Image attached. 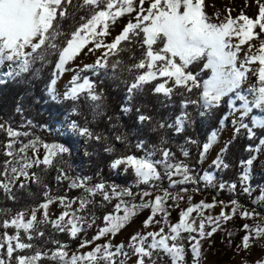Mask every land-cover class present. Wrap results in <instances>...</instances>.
Listing matches in <instances>:
<instances>
[{
	"label": "snow or ice",
	"instance_id": "6c2138e0",
	"mask_svg": "<svg viewBox=\"0 0 264 264\" xmlns=\"http://www.w3.org/2000/svg\"><path fill=\"white\" fill-rule=\"evenodd\" d=\"M66 2L70 3L71 0H66ZM255 3L258 6V18L253 19L241 13L236 18L228 17L225 21L217 24L208 22V16L203 11V0H163V4L161 0H154L147 9L143 7L144 0H139L140 7L138 9L134 8L133 0H83L82 6H87L91 11L90 18L81 23L70 33V36L65 37L58 44L57 37H60L62 33L59 32L58 27L54 28L53 21L56 19L57 9L61 7L62 0H0V67L5 62H11L9 70L0 75L10 78L17 77L21 73H28L31 65L36 61L47 63V56L53 53L58 54V61L48 85L53 82L57 83L65 73H72L67 87L59 98L70 100L73 103L71 112L68 113L69 118L67 120L57 119L56 123L60 125L61 132L69 143L76 137L99 141L102 139L100 135L94 134L88 127L77 122L76 108L73 106L75 102L81 100L82 94H87L91 101H99L101 98L95 92V81L90 76L83 75L84 73L91 72L96 75L103 69L106 76L118 78L115 69L119 62L109 66L107 60L109 53L115 54L122 42L131 41L142 32L144 34L142 46H147L145 57L138 63H134L128 71L145 68L147 71L135 75L133 82L128 84L129 98L134 92L142 89L145 84L156 80L157 76L167 78L166 82L171 81L176 88L182 87L185 92L191 93L194 89L199 88L200 84L195 78V74L186 72L185 69L193 60L206 54L208 60L205 68L212 69L213 78L205 82L203 95L210 100H215L217 97L213 96L212 92L225 83V65L231 66L234 60H238L242 47L249 44L258 35L254 29L258 27L261 32H264V3H261L260 0H255ZM134 11L136 12L135 22L128 21L113 42L103 44L101 37L108 35L109 21L114 23L118 17H123L125 13ZM60 15L63 18V11ZM232 39H236L238 42L233 44ZM93 40L95 41L94 49L102 47L106 49L103 55L97 58L94 63H85L83 67L79 65L72 68L66 67L70 62L75 61L81 51ZM158 40L164 41L163 48L160 51H154L153 45ZM94 49L89 48V52ZM177 57L182 63H176L175 58ZM256 61L260 65L256 74L260 85L259 91L264 93V41L261 42L257 54H252L251 45L249 46L248 52L244 54L243 63L240 65L241 71L244 73L253 72L254 70L247 65ZM157 62H161L162 66L157 67ZM110 68L111 71H109ZM166 82L158 83L153 89L154 93H168L170 96L172 93L168 90L172 89L173 91L174 89L166 87ZM125 83L128 82L125 81ZM51 99L54 101L57 97L53 96ZM50 106L62 108L63 112L60 113V116L65 115L67 110L65 105L51 102ZM129 110L127 107L122 109L124 112ZM17 111L19 112L20 109L18 108ZM138 118L141 122L151 119L143 115ZM28 124H31V121H28ZM0 129L4 130L8 137L13 138L7 143L8 150L5 152V155L12 159L6 160L3 171H0V177L4 178L0 179V188L5 192L10 193L11 186L20 177L28 179L30 177L28 170L33 165L37 167L41 164L46 167L51 166L53 158L57 156L62 158L64 154L72 153V148L70 149L67 143H44L39 137L30 140L16 150L13 147L17 142L15 138L29 136L30 133L27 131L18 132L4 123H0ZM116 139L124 142L126 137L118 135ZM29 148L34 151L43 148V159L28 156L26 150ZM135 148L137 151L144 152L143 141H138ZM106 151L111 153L113 149L109 147ZM159 154V159H153L148 155H122L113 159L109 168L116 171L123 166L122 171L125 173L131 169L137 177V185L146 184L159 187L154 183L162 180L158 166L162 168L169 188L183 184L198 185L204 182L193 174L195 170L190 165L174 162L176 158L170 149L161 148ZM151 155L154 156L155 153ZM174 177H179V179H174ZM31 179L36 183L40 182V177L35 172L31 173ZM56 179L60 181L70 178L64 175L61 169ZM91 179L90 176H85L83 179H71L70 187L73 189L83 188L85 195L67 200L64 196L51 197L45 192L44 195L48 197L47 201L39 204L37 208L31 209L29 218L25 219L27 215L25 210L14 215L10 220H4L0 227L5 230L14 228L16 231L14 235H9L5 231L3 236H0V249L6 251L7 257L5 259L0 256V264H11L14 252L33 247L31 243L21 241V230L27 235L29 241L33 238V231L36 236H44V232L39 230V226L49 223V205L54 200H59L64 210L57 219L51 221L52 226L59 232H67L71 238H77L78 233L86 232L87 229L92 228L99 219L95 213L81 215L87 205L93 203L89 197H95L99 193L103 197V201L119 200L115 204V212L119 213L122 209L123 215L112 213L104 215V226H97V234L91 240H83L79 245L80 248L100 240L101 237H107L109 234L114 236L136 214L134 210L151 209V214L143 221V227L147 228L153 224L161 225L157 231H147L144 234L136 232L131 235L127 244L129 251H125V244L114 246L109 240L107 243L97 244L92 251L80 255L73 254L69 257V253L64 250L67 245L53 240L52 243L57 245L58 250L51 252V259L58 260L60 264H101V262L116 264V258L120 256L132 258L133 264H145L146 259L149 264H157V258L153 257V253L159 251L170 257L172 264H185L184 239L187 240L188 251L192 254V264H199L201 240L205 236H212L219 231L222 222L232 219L239 211L237 201L232 199L229 202L232 206L229 212L221 211L216 216L206 215V211L213 209L217 204L224 207L227 205H224V201L213 200L208 203L202 199L198 203H189V206L180 210L179 221L170 223L169 208L172 205H169L168 201L177 202L176 207H179L178 201L184 199L183 195H173L165 189L163 194L156 195L154 200H145L146 197L152 196L151 192L141 191L134 194L131 187L120 188L115 183L106 185L103 180L95 184L94 187H87L86 185ZM25 186L24 183L20 184V187ZM229 186L220 187L218 185V190L224 191ZM196 190L200 191L201 189ZM187 191V188L181 189V192ZM136 196H139L138 204H129L124 199V197L135 199ZM187 199L191 202L192 197L188 196ZM77 201H79V207L73 209L72 205ZM101 207H103V202H101ZM41 209L43 216L38 220L37 212ZM193 213L196 215L193 216ZM158 215L162 216V220L155 219ZM240 215L242 218H248L252 217L254 213L245 210L240 212ZM206 226L211 231L206 232ZM165 227L168 228L167 232H165ZM241 227L245 235L241 238V244L236 245L237 248L248 249L251 239L264 236V229L256 228L252 232L248 224H243ZM182 233H187V237H183ZM44 255L47 256L48 253ZM40 259L41 253L37 251L31 256L18 255L15 258V264H36ZM120 264H124V261L121 260Z\"/></svg>",
	"mask_w": 264,
	"mask_h": 264
},
{
	"label": "trees",
	"instance_id": "16d2710c",
	"mask_svg": "<svg viewBox=\"0 0 264 264\" xmlns=\"http://www.w3.org/2000/svg\"><path fill=\"white\" fill-rule=\"evenodd\" d=\"M161 2L163 3V0ZM82 5L83 0H71L70 3L62 0V5L57 9L56 19L53 21L54 28L58 27L59 32L62 33L60 37H57L56 42L58 44L65 37L70 36V33L78 28L81 23L90 18L91 11L87 6ZM62 11L64 13L63 18L60 15ZM143 38L144 34L141 32L131 41L122 42L118 52L107 57L109 66L119 62L115 69L118 78H112L105 74L92 76L96 84L95 92L101 97L97 114L88 104L87 94H82L81 100L74 103L79 106L75 114L77 122L102 137L99 141L91 140L89 152L85 157L87 168L96 181H117L118 178L109 168V164L113 159L122 155H145V151L140 152L135 148L137 142L141 140H145L147 145L166 147L183 161H187L184 153L187 150L188 155H190L188 156L189 162H196L204 145L208 142L211 132L220 128L221 120L228 111V99L224 98L219 105L212 109L208 118L201 116L204 84L210 75V70L205 68V58L193 62L185 69L186 72L195 74V78L200 84L199 88L187 93L182 87L176 88L170 82L174 90H171L170 96H165L162 93H154V87L162 81V79H156L145 84L140 91H136L132 95L130 110L122 111L128 93V84L133 82L135 75L147 71V68L128 71L134 63H138L145 57L147 46H142ZM163 44L164 41L159 40L153 45V50L160 51ZM176 59L178 60V58ZM57 61L58 54L53 53L47 56V63L36 61L31 65L28 73H21L20 75L18 73L19 76L9 77L0 83V123L10 126L18 132L27 131L30 133L29 136L15 138L16 146L22 145L28 139L34 140L37 137L48 141L67 143L70 149L75 145L76 139L73 138L69 143L62 134L60 125L56 123L57 119H64L65 115L60 116L63 109L50 106L51 102H55L65 105L68 109L73 102L70 100L53 101L47 93L48 82ZM178 62L181 63L179 60ZM88 73L92 74L86 72L83 75ZM18 108L20 109L19 112L17 111ZM184 110L187 113L186 127L183 131L178 132L177 119ZM141 115L151 119L141 123L138 118ZM28 121H31V124H28ZM251 126V116H248L245 120V126L238 131L230 142L225 158L227 167L222 174L223 180L225 183H234L238 189L241 185L242 165L255 152L264 136V126L254 128V134H252ZM118 135L125 136L126 140L124 142L117 140L116 136ZM11 139L13 138L8 137L7 133L0 129V171H3L4 162L12 159L5 155L8 150L6 145ZM109 147L113 149V152L106 151ZM71 163V154H64L62 158L57 156L51 166L46 167L41 164L33 168L32 172L40 177L39 183L33 182L21 187L14 195L0 188V225L4 220H10L21 211L37 208L39 204L46 202L48 197L44 195L45 192L51 197L65 195V190L68 187L61 180L58 181L56 177L60 174L61 169L63 172L70 170ZM126 177L128 180L134 178L131 169ZM262 178L264 180V172ZM0 179L4 178L0 177ZM206 191L215 193L211 187H208ZM79 192L78 189L71 190L69 188L68 195L75 196ZM221 195L229 200L233 198V196H226L225 190L221 191ZM236 199L241 202L245 201L242 196H237ZM102 224V218H99V221L92 228L79 233L77 238H71L67 232L57 231L51 223L39 226V230L44 232L42 237L36 236L35 231H33L31 241L27 240V235L21 230V237L31 243L33 247L14 252L11 264H15V258L18 255L31 256L37 251L40 253L53 252L57 249V245L52 243L53 240L67 245L66 249H75L83 240H91L97 234V226L101 227ZM5 231L9 235H14L16 230L14 228L5 230L0 227V236H3ZM0 256L7 259L6 251L0 249ZM186 257L187 264H192V254L188 251V247Z\"/></svg>",
	"mask_w": 264,
	"mask_h": 264
},
{
	"label": "rangeland",
	"instance_id": "374dc122",
	"mask_svg": "<svg viewBox=\"0 0 264 264\" xmlns=\"http://www.w3.org/2000/svg\"><path fill=\"white\" fill-rule=\"evenodd\" d=\"M154 0H144L143 7L147 9L151 6V3ZM261 3H264V0H260ZM163 4V3H162ZM134 8H139V0H133ZM183 10V9H182ZM203 11L208 16V22L210 23H221L225 21L228 17L236 18L241 13L248 15L250 18L256 19L258 18V6L255 3V0H203ZM136 12L125 13L123 17H118L116 22L109 21V29L108 35L101 37L103 44H108L114 41L115 37L119 35L122 31V28L126 26L128 21L135 22ZM99 31V29H98ZM255 33H258L249 44H246L242 47V51L238 56V60H234L231 66L225 65L226 69V77L225 83L219 87L218 89L212 92L213 96H216L217 99L210 100L202 94V111L201 116L208 118L210 113L214 107L220 104V102L224 99H228V111L224 115L221 120V125L218 130H213L210 134L208 142L204 145L198 159L196 162H189L188 159V151L185 150V155L187 157V161H183L179 159L175 154L176 161L180 163H185L190 165L195 172L194 175L198 176L200 180L204 181L198 185L192 184H183L177 185L174 188L168 187L167 178L163 176V170L158 167V170L161 171L162 180L158 182H154L158 184L159 187H153L146 184L137 185V177L134 175V178L128 180L126 175L129 173H125L121 169H118L114 172V175L118 178L117 181H104L107 184L115 183L120 186V188H128L131 187L133 193H138L141 191H149L152 193L151 197H146L145 200L153 199L156 195H162L163 190L167 189L173 195L180 194L184 196L183 200L178 201L179 207H176L177 202L168 201L169 205H172L169 208V221L170 223H176L179 221V212L181 209H185L189 206V203H198L202 199L205 202L216 201H224L223 205L217 204L211 210L206 211L207 214H211L213 216L219 215L221 211L229 212L231 210L230 200L235 199L239 206V211L237 214L233 216L232 219L223 221L221 224V229L217 231L212 236H205L201 240V256L199 258V264H264V236L256 237L249 241L250 247L248 249L237 248L236 245L241 244V238L245 235L244 230L242 229L243 224L250 225V229L252 232L255 231L256 228L264 229V180L262 178V173L264 172V136L260 140V143L255 149V152L250 155L242 165V171L240 174L241 185L239 189L234 183H225L222 177L224 170L227 167L225 158L227 154V149L230 142L237 135L238 131L245 126V120L248 116H251L252 122V134H254V128H260L264 126V93L259 91V82L258 76L256 75L259 70V62H252L247 65V67L253 69V72L244 73L241 71L240 65L243 63L244 54L248 52L249 46L251 45L252 54H257L260 50L261 42L264 41V32L257 27L254 29ZM159 41V40H158ZM157 41V42H158ZM156 42V43H157ZM238 41L236 39H232V43L235 44ZM95 41H90V43L81 51V53L77 56L75 61H72L66 67L72 68L79 65L83 67L85 63H94L97 58L103 55L106 51L103 47L100 49H94ZM89 48H93L94 51L89 52ZM120 45L118 46L115 53L118 52ZM30 51V49H27ZM112 55L109 53L108 56ZM178 58V57H177ZM205 58L206 63L208 60V56L205 54L202 57H198L193 60L190 64L199 59ZM176 59V58H175ZM179 60V58H178ZM176 59V63H179ZM180 61V60H179ZM11 62H5V64L0 67V74L6 73L9 70V64ZM182 63V62H181ZM189 64V65H190ZM188 65V66H189ZM162 66L161 62H157V67ZM210 75L206 79L205 82L211 80L213 78V71L211 68ZM105 70H100V72L96 75L86 74V76H97L100 74H104ZM72 73H65L63 77H61L57 83L53 82L49 85L47 93L50 97L56 96L55 99L58 102H62L65 99L59 98L62 95L64 89L67 87V82L70 79ZM9 77L4 75H0V83L7 80ZM157 79H162L161 83H165L167 78H162L157 76ZM152 82V81H151ZM171 81H167L165 86L171 87ZM141 90V89H140ZM138 90V91H140ZM172 89H169L168 92H171ZM135 93V92H134ZM133 93V94H134ZM97 94V93H96ZM132 94V95H133ZM163 94V93H162ZM165 96H169L168 93H164ZM86 99L88 104L93 108L94 113L99 112L100 100L99 101H91L90 97L86 95ZM131 98H129L128 93L125 99L124 107L130 109ZM98 105V107H97ZM76 108V112L79 109V106L73 104ZM71 112V107L66 110L64 119L67 120L69 118L68 113ZM76 114V113H75ZM141 122V120H140ZM144 120L141 123H145ZM187 123V113L186 111H182L177 119V131L181 132L185 129ZM61 130V129H60ZM63 134V132H62ZM75 145L72 147V163L70 170L63 172L64 175L68 176L70 179L61 180L62 183H65L68 189L65 190L64 196L67 200H73L76 197L85 195L83 188H76L80 190L79 194L75 196H69V188L71 190H76L70 187L71 179H83L85 176L92 177L91 172H89L87 168V162L85 157L88 154L90 149V142L87 138H78L76 137ZM30 140L28 139L23 144H27ZM44 143H61L60 141H48L47 139H40ZM144 143V151L145 155L151 156L153 159L160 158V147L147 145L145 140H141ZM22 144V145H23ZM22 145L16 146L13 145L14 149L18 150ZM87 145V146H85ZM39 147V146H38ZM28 156H36L39 159H43L44 150L43 148H39V151H34L29 148L26 150ZM155 153L154 156L151 154ZM56 158V157H55ZM53 158V161L54 159ZM37 167L33 165L31 169H29L30 177L25 179L24 177H20L12 186H11V194H16L17 190L20 189V184L24 183L25 185H30L34 181L31 179V173L33 168ZM130 170V169H129ZM203 174V175H200ZM192 175V173H190ZM130 178V177H129ZM174 179H179V177H174ZM100 181H96L93 177L86 185L87 187H94L95 184L100 183ZM218 185L220 187L226 188V196H233L232 199H227L224 195H221V190H218ZM208 187L213 188L215 193L207 192ZM187 188V192H181V189ZM196 189H201L197 191ZM235 193L233 194V192ZM188 196L192 197L191 202L188 201ZM237 196H242L245 201L241 202L236 199ZM59 197V196H57ZM93 201V203L88 204L84 212L81 215L87 213H95L98 218H102V226H104L103 216L109 213L115 215H123V210L119 213L115 212V204L119 202L118 199H113L111 202L103 201V197L98 193L95 197H89ZM124 199L129 203L140 202L139 196H136L135 199L132 197H124ZM101 202H103V207H101ZM79 201L72 205V208H78ZM64 210L63 206L60 205L59 200H54L52 204L49 205V223L51 221L58 218L59 214ZM253 212L254 215L248 218H242L240 212L242 211ZM135 215L132 216L127 224L123 228L120 229L118 233L114 236L109 234L107 237H101L100 240L93 241L91 244L86 245L83 248L77 247L75 249H64L69 253V257L71 255L76 254H84L89 251H92L97 244L107 243L109 240L113 243V245L117 244H125V251H129L127 248V244L130 241L131 235L136 234V232H140L141 234L146 233L147 231H157L161 225H149L147 228L143 227V221L151 214V209H140L134 210ZM31 209L27 210V215L25 219L29 218ZM196 214L193 213V216ZM43 216V210H39L37 212L38 220ZM67 219V218H66ZM155 219H161L162 216L158 215ZM99 219L96 221L98 222ZM52 224V223H51ZM168 231V228L165 227V232ZM206 232L211 231L209 227L206 226ZM79 234V233H78ZM231 234V235H229ZM33 235V233H32ZM187 233H182L183 237H187ZM28 240V239H27ZM21 241L28 243L24 238L21 237ZM185 244V264H187L186 257V249L188 247V242L186 239L183 240ZM58 250V249H56ZM54 250V251H56ZM47 253V252H45ZM43 252H41V259L36 262V264H60L58 260L51 259V252L45 256ZM153 257L157 258V264H172L170 257H168L162 251L154 252ZM123 260L124 264H133L132 258H127L124 256H120L116 258V264H120V261ZM103 264V262H101ZM145 264H149V261L146 259Z\"/></svg>",
	"mask_w": 264,
	"mask_h": 264
}]
</instances>
